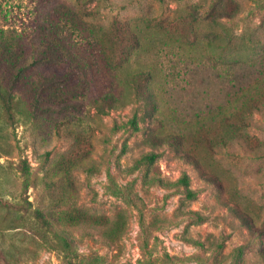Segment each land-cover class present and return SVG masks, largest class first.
Returning a JSON list of instances; mask_svg holds the SVG:
<instances>
[{
    "label": "rangeland",
    "instance_id": "374dc122",
    "mask_svg": "<svg viewBox=\"0 0 264 264\" xmlns=\"http://www.w3.org/2000/svg\"><path fill=\"white\" fill-rule=\"evenodd\" d=\"M214 1L0 0V47L9 50L0 80L21 72L13 117L0 101V264H264V158L208 152L187 125L224 98L220 45L264 49V7L236 0L240 12L217 25ZM116 20L138 46L108 45ZM53 27L82 63L75 76L41 59ZM145 73L159 111L135 92ZM106 93L120 99L115 107ZM174 115L190 135L181 147L161 139L176 129ZM248 130L264 140V116Z\"/></svg>",
    "mask_w": 264,
    "mask_h": 264
},
{
    "label": "trees",
    "instance_id": "16d2710c",
    "mask_svg": "<svg viewBox=\"0 0 264 264\" xmlns=\"http://www.w3.org/2000/svg\"><path fill=\"white\" fill-rule=\"evenodd\" d=\"M254 2L259 4L260 7H264V0H254ZM240 10V5L236 0H215L210 15L213 16V21L217 25H221L225 18H234ZM54 28L45 37L41 59L47 63L68 65L70 68L72 67V72H70L75 76L84 69L82 63ZM111 28L108 32L107 43L113 50L120 49L125 51L126 48H134L140 44V36L129 24L125 25L116 20ZM218 37H222L220 33H218ZM252 41L264 43L262 38ZM230 43L228 48L223 45L219 46V58L226 55V53L227 57H229L226 67L229 76L226 77L225 73L218 72L220 91H225L224 98L207 102L206 107L208 109L203 112V115H199L200 117L195 124L187 121V125L189 127L195 126L198 137L200 136L199 140L202 141L201 145L208 152H217L221 148L239 147L247 154L250 153L248 154L250 157L264 158V140L252 135L248 130L253 126L256 114L264 116V49L261 53L258 52L252 55L248 50L257 48L256 44L248 46L245 40L233 41V38H231ZM7 51H9L7 45L0 47V68L3 65V61H6L5 53ZM5 72H8L7 68ZM12 77L13 79L7 85L0 80V101L5 112L10 117L14 116L20 99L17 87L18 82L21 81V72L18 71ZM142 77L143 75L133 79L135 92L142 97L149 109L159 111L156 95L149 82L151 77H148L145 73V84L142 82ZM82 84H84V81ZM82 90L85 91L86 87H83ZM80 92L82 91H78V94ZM73 95L75 94L73 93ZM41 98V95H39L38 99L33 102L34 109L37 108L38 100ZM101 99L109 107H115L120 101L112 93L104 94ZM99 109L104 111L103 107H99ZM173 120L175 121L176 129L162 136L161 139L164 142L176 143L178 147H181L190 137L186 131L188 128L185 126L186 119L180 115H174ZM210 120L211 123H209ZM133 122L136 123L135 120ZM164 123L166 121L163 119V125ZM196 140L199 142L198 138ZM179 151L182 157H187L188 159L195 157V152L187 148H179ZM144 157L154 159L156 154ZM180 180L186 185L188 196L194 197V191L188 187L187 175H184ZM11 207H18V203L12 204ZM34 214L36 217L46 221L45 214L39 209H35ZM243 220L249 224L247 217L243 216ZM259 254L264 261V247L260 249Z\"/></svg>",
    "mask_w": 264,
    "mask_h": 264
}]
</instances>
